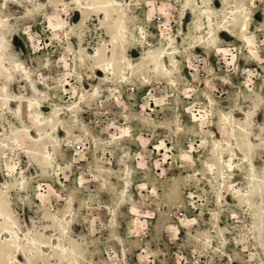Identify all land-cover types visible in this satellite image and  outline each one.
I'll return each mask as SVG.
<instances>
[{"label": "rangeland", "instance_id": "rangeland-1", "mask_svg": "<svg viewBox=\"0 0 264 264\" xmlns=\"http://www.w3.org/2000/svg\"><path fill=\"white\" fill-rule=\"evenodd\" d=\"M77 1L0 0L9 64L29 73L0 76V186L24 238L72 251L27 244L19 261L264 264V189L251 187L264 177V0L253 49L220 26L238 0Z\"/></svg>", "mask_w": 264, "mask_h": 264}, {"label": "bare ground", "instance_id": "bare-ground-1", "mask_svg": "<svg viewBox=\"0 0 264 264\" xmlns=\"http://www.w3.org/2000/svg\"><path fill=\"white\" fill-rule=\"evenodd\" d=\"M99 1V4L96 5L94 8H100L103 10H106L109 7H113V4L111 2H114L113 0H108L107 2H104L103 0H97ZM77 3H81L80 0L77 1ZM115 3V2H114ZM257 0H249L248 3H246L244 0H238L235 5L228 9L227 15L223 18L221 22V28L222 31L227 33V35L237 39V41L241 43H246L250 49H253V44L250 40V34L252 33V24H251V10L253 7L256 6ZM199 5H201L200 2H198ZM224 4V1H223ZM84 9L89 8L88 5L91 4H82ZM92 6V5H91ZM102 15H104V12H101ZM203 16L207 17L209 19V27L210 30L208 32V37H211V40L215 41V32H216V26H215V16L213 14V10L210 7L205 8L202 10ZM104 18V16H102ZM5 26L4 20L0 21V76H5L7 79H12L14 77V74L16 72H22L23 75L26 78H29V73L27 71V68L22 64L21 61L16 60L14 63L9 64V60L12 57V54L8 52L9 50V43L7 40L6 33L3 32L2 28ZM149 64L151 66V69L162 71L169 73V67L164 62V58L166 56H163V54H158L155 51H149ZM99 55L93 54L88 55L87 57H90L91 59H97ZM108 68H110V64H106ZM113 69V67H111ZM109 73H111V69H108ZM27 80V79H26ZM3 93H0V99H3L5 96V101L9 100L7 98L8 89L7 85L3 87ZM244 119L242 120V124L240 123L237 125V121L235 118H232L230 120L231 124L236 128H238L242 131H245L243 128V124L247 123V121H251L252 119V112L251 111H245L243 113ZM41 118V115H40ZM51 123V122H49ZM39 127L44 126L46 123L42 122V120H39L37 122ZM52 128V127H51ZM53 130H56V127L54 126L52 128ZM50 131V129H49ZM39 136H32L31 132L27 135V140L29 143H40ZM55 138V137H53ZM18 150L20 154H35L40 157V160L45 161V159H48V155L51 156L50 149L47 150L46 147L43 148L42 153L36 150L34 152L31 151V149L25 146L23 143L18 142L12 147L11 152H14V150ZM33 149V148H32ZM30 157V155H28ZM7 168L11 169L9 164H7ZM254 169V166H253ZM259 183V184H258ZM251 187H253L254 190L257 192L261 189H264V177L261 180H254ZM11 195L10 192L6 187L0 186V256L5 255L6 264H23L19 261L18 256L15 255L16 252H19L21 254L25 253V250L23 247H25L27 244H29L31 247L35 245V247L38 249L41 255H44L45 249H57V251H60L61 254H65L67 257L72 254L71 249H68L67 247L63 245H58L56 241L50 242V244H43L37 239H31L28 236L23 237L18 231H17V224L13 219L12 211H11ZM71 211V210H70ZM263 209L261 210V214L259 215V220L263 214ZM73 214L70 213V216ZM62 231L60 236V241L62 242L65 238V225H62ZM58 240V238H56ZM71 258H69L70 260Z\"/></svg>", "mask_w": 264, "mask_h": 264}]
</instances>
